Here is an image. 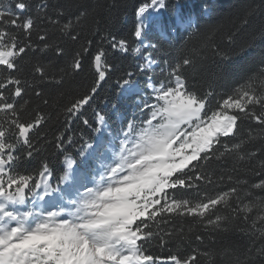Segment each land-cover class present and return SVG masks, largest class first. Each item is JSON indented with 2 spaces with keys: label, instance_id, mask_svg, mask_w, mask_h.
I'll use <instances>...</instances> for the list:
<instances>
[{
  "label": "snow or ice",
  "instance_id": "1",
  "mask_svg": "<svg viewBox=\"0 0 264 264\" xmlns=\"http://www.w3.org/2000/svg\"><path fill=\"white\" fill-rule=\"evenodd\" d=\"M167 7L135 8L131 44L120 0H0V264H264V4L177 0L153 41ZM109 81L134 102L115 128Z\"/></svg>",
  "mask_w": 264,
  "mask_h": 264
},
{
  "label": "trees",
  "instance_id": "2",
  "mask_svg": "<svg viewBox=\"0 0 264 264\" xmlns=\"http://www.w3.org/2000/svg\"><path fill=\"white\" fill-rule=\"evenodd\" d=\"M120 2L123 4V8L119 14L118 22L115 25V31L118 35L126 37L131 44L138 43V41H135V38L132 36V29L136 22L135 8L140 3L145 2V0H120ZM247 2L254 3L257 6L264 4V0H179L181 10L186 15H191L195 19L199 14L206 11L207 15L204 16V19L211 17L213 20L222 19L229 15L238 5ZM167 3L168 7L162 9L158 15V20L166 25L172 24L175 21L173 8L176 5L177 0H167ZM262 19H264V9L258 11L253 17V23L258 25ZM148 34L154 41L155 37L159 34V31L153 30ZM145 42L147 43L148 41L146 40ZM256 43L257 47L254 51H259L260 47H264V41L259 38ZM117 62L124 69L135 71L139 58L133 57L129 54L127 56H120V59ZM138 80L142 85L144 77L139 76ZM133 104L134 102L132 99L119 95V89L114 81H109L104 84L92 107L104 112L109 118V124L115 128L118 125L117 110L124 114L130 113L133 110ZM113 105H116L117 108H114ZM87 115L90 120L93 119L91 109L88 110ZM72 130L77 132V134L79 131L83 130L86 135H92L90 130L83 129V126L79 121L73 123ZM47 156L56 167H59L57 157L53 155L52 149H49ZM155 250L161 251L159 249ZM161 254H163V251H161Z\"/></svg>",
  "mask_w": 264,
  "mask_h": 264
},
{
  "label": "rangeland",
  "instance_id": "3",
  "mask_svg": "<svg viewBox=\"0 0 264 264\" xmlns=\"http://www.w3.org/2000/svg\"><path fill=\"white\" fill-rule=\"evenodd\" d=\"M160 11L159 12H155V11L150 10L149 13L146 14L145 22L148 24V28L146 29V31L148 33H150L153 30L159 31V25L157 24V21H159L158 20V15H159Z\"/></svg>",
  "mask_w": 264,
  "mask_h": 264
}]
</instances>
